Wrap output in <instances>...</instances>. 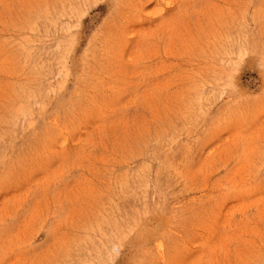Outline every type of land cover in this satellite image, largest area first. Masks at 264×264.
<instances>
[{
	"label": "rangeland",
	"instance_id": "rangeland-1",
	"mask_svg": "<svg viewBox=\"0 0 264 264\" xmlns=\"http://www.w3.org/2000/svg\"><path fill=\"white\" fill-rule=\"evenodd\" d=\"M0 264H264V0H0Z\"/></svg>",
	"mask_w": 264,
	"mask_h": 264
}]
</instances>
